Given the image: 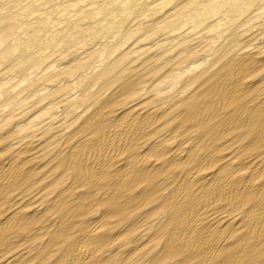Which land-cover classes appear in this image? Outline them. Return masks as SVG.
Masks as SVG:
<instances>
[{
  "label": "bare ground",
  "instance_id": "obj_1",
  "mask_svg": "<svg viewBox=\"0 0 264 264\" xmlns=\"http://www.w3.org/2000/svg\"><path fill=\"white\" fill-rule=\"evenodd\" d=\"M260 40L264 0H0V264H264Z\"/></svg>",
  "mask_w": 264,
  "mask_h": 264
},
{
  "label": "rangeland",
  "instance_id": "obj_2",
  "mask_svg": "<svg viewBox=\"0 0 264 264\" xmlns=\"http://www.w3.org/2000/svg\"><path fill=\"white\" fill-rule=\"evenodd\" d=\"M260 43H264V40H260L259 41ZM5 65H2V67L1 68H3ZM9 110V108L6 106L4 109H3V111H8ZM7 114L9 115V113L7 112ZM29 114H27L26 116H28ZM12 129V126L8 123V125H7V131H9V130H11Z\"/></svg>",
  "mask_w": 264,
  "mask_h": 264
}]
</instances>
